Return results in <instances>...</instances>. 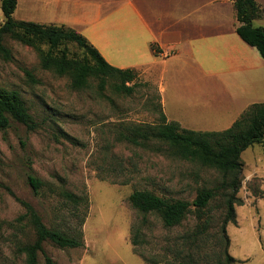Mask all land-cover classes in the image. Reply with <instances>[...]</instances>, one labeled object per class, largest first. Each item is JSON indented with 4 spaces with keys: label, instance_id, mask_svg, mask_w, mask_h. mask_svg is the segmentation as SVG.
Listing matches in <instances>:
<instances>
[{
    "label": "rangeland",
    "instance_id": "1",
    "mask_svg": "<svg viewBox=\"0 0 264 264\" xmlns=\"http://www.w3.org/2000/svg\"><path fill=\"white\" fill-rule=\"evenodd\" d=\"M80 1L100 4L119 0ZM139 1L147 9L152 7L159 13L178 17L207 0ZM258 1L263 6V16L253 24L264 27V0ZM1 3L2 0L0 27L4 21ZM222 7L229 16L230 9ZM14 17L20 20L17 14ZM5 44L14 58L5 61L0 57V90L20 93L37 128L29 130L17 122H12L7 129L0 128V264H26L25 257L17 254V248L35 238L26 221L19 220L25 209L15 197L31 203L50 228L71 232L81 227L80 219L85 216L81 227L83 247L62 249L45 243L46 254L58 264H150L139 255L141 252L177 261L180 259L177 251H190L188 237L207 218L212 223L205 245L214 256L211 260L216 261L225 249L221 225L227 213L226 195L231 190L222 191L212 201L202 220L190 214L182 224L171 228L165 227L156 214L148 215L144 222V216L129 201L135 190H150L164 197L192 201L198 190L220 186L232 178L175 157L167 144L151 142L138 147L119 140V132L127 125L161 123L159 85L140 77L132 96L119 95L111 88L100 95L98 82L92 79L87 89L77 91L71 87L69 77H59L43 69L34 48L9 37ZM42 48L46 51L48 46L42 45ZM67 48L71 56L83 55L75 43H68ZM25 70L31 71L38 82H32ZM167 84L163 107L171 117L180 118L189 130L214 128L203 119L209 113L208 108L179 99L183 94L177 95L169 79ZM242 161L236 221L227 226L228 250L235 258L234 264H264L263 146L255 144L248 148L242 154ZM30 176L44 182L38 195L29 184ZM62 190L86 196L88 208L82 205L76 210L59 195ZM137 227L143 229L146 242L136 248L132 239ZM39 264H46L41 253Z\"/></svg>",
    "mask_w": 264,
    "mask_h": 264
},
{
    "label": "trees",
    "instance_id": "2",
    "mask_svg": "<svg viewBox=\"0 0 264 264\" xmlns=\"http://www.w3.org/2000/svg\"><path fill=\"white\" fill-rule=\"evenodd\" d=\"M234 4L239 25L237 34L248 45L256 48L264 59V27L255 26L253 21L262 16L263 10L257 0H231ZM18 0H2L1 8L4 21L0 27V57L5 61L14 58L12 50L6 46L7 37L37 50L40 55L43 69L55 73L59 77H69L71 87L81 91L89 87L92 79L97 80L98 92L103 95L107 88L119 95L132 96L139 82V73L134 69H121L111 65L102 56L100 51L89 42L78 30L65 25H47L29 21L16 20L14 14ZM68 43H75L83 50V55H69ZM42 45H47L45 51ZM65 45L63 49H60ZM27 77L34 83L38 79L34 74L25 70ZM159 97V96H158ZM161 123L156 125H127L119 132V140L138 147L148 146L151 142L167 144L172 154L180 159L194 162L203 168L222 173L224 177L232 176L231 180L216 187H204L198 190L194 200L176 199L158 195L150 190H135L129 197L131 206L144 216V222L150 214L158 215L165 227L178 226L190 214H196L200 220L205 217L211 208V203L224 190H231L226 195L227 213L221 225V238L225 242L216 261L207 250L205 240L212 221L207 218L198 226L197 231L189 236L191 240L190 251L183 253L177 251L180 257L177 261L150 257L144 252L139 253L150 264H234L235 258L229 253V239L227 226L235 223V204L239 202L236 193L240 188L239 173L243 168L242 154L255 144L264 148V102L251 105L232 127L224 131H196L181 127L178 122L168 121L162 104ZM12 122L25 125L29 130H35L37 123L29 107L17 91L0 90V128L7 129ZM159 151L160 148H157ZM29 184L36 195L40 194L44 182L35 176L29 177ZM59 195L72 203L76 210L82 205L88 208V198L78 196L70 191L62 190ZM16 200L25 209L19 217L26 221L35 234L32 242L20 245L17 254L25 257L26 264H39V254H43L46 264H58L51 256L46 254L44 245L47 242L62 249H75L84 246L82 225L85 216L80 219L81 227L71 232L46 225L34 206L18 197ZM81 209V208H80ZM132 243L134 247L146 241L144 231L137 227L133 230ZM138 252V250L136 249ZM211 261V262H210Z\"/></svg>",
    "mask_w": 264,
    "mask_h": 264
},
{
    "label": "crops",
    "instance_id": "3",
    "mask_svg": "<svg viewBox=\"0 0 264 264\" xmlns=\"http://www.w3.org/2000/svg\"><path fill=\"white\" fill-rule=\"evenodd\" d=\"M16 14L21 21L78 30L111 65L158 84L162 107L169 79L177 95L183 94L179 99L208 108L203 119L214 128L200 131L227 130L251 105L264 102V59L237 34L231 0H207L178 17L147 9L139 0H18ZM163 111L168 121L189 129Z\"/></svg>",
    "mask_w": 264,
    "mask_h": 264
}]
</instances>
